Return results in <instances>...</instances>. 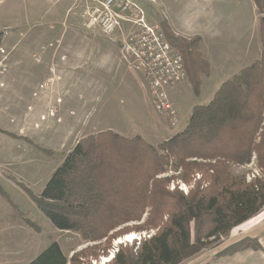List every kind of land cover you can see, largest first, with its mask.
<instances>
[{
    "label": "rangeland",
    "instance_id": "obj_1",
    "mask_svg": "<svg viewBox=\"0 0 264 264\" xmlns=\"http://www.w3.org/2000/svg\"><path fill=\"white\" fill-rule=\"evenodd\" d=\"M75 1L0 0V264H30L53 243L59 244L69 260L112 264L109 257L118 238L151 232L136 230L139 224L132 223L127 234L87 243L77 233L56 229L26 189L40 196L65 157L87 136L112 130L126 138L140 136L155 145L163 142L165 134L174 137L182 132L193 107L208 105L220 83L236 68L233 46L241 47L250 36L254 50L261 42L264 15L254 1L238 0L242 10L237 3L228 4L232 18L239 10L246 15L238 17L236 25L231 20L217 26L220 38L208 36L205 43L212 52L214 73L203 77L199 95L187 76L168 88L179 120L173 128L157 112L135 59L123 55L121 38L111 39L84 27L83 9ZM143 4L150 24H159L170 13L164 5ZM244 23L242 40L237 43L234 38ZM90 43L92 67L84 63L89 59ZM232 173L249 179L259 177L261 170L255 160L248 166L233 167ZM169 176L175 178L170 190L186 184L178 173L162 178ZM186 185L191 191L195 180Z\"/></svg>",
    "mask_w": 264,
    "mask_h": 264
},
{
    "label": "trees",
    "instance_id": "obj_2",
    "mask_svg": "<svg viewBox=\"0 0 264 264\" xmlns=\"http://www.w3.org/2000/svg\"><path fill=\"white\" fill-rule=\"evenodd\" d=\"M264 15V0H254ZM167 41L183 56L197 95L211 73L202 39L175 35L160 24ZM261 58L221 85L208 105L193 109L188 126L158 146L108 130L82 138L56 169L40 196L27 194L54 227L79 234L87 243L131 232L156 231L136 246H120L112 264H182L219 243L264 210V16ZM257 161L261 175L248 182L233 167ZM178 173L191 184L186 195L170 190ZM199 177V179H197ZM253 249L244 238L220 256ZM81 264L53 243L30 264ZM91 264V263H87Z\"/></svg>",
    "mask_w": 264,
    "mask_h": 264
},
{
    "label": "built area",
    "instance_id": "obj_3",
    "mask_svg": "<svg viewBox=\"0 0 264 264\" xmlns=\"http://www.w3.org/2000/svg\"><path fill=\"white\" fill-rule=\"evenodd\" d=\"M144 1L156 3L155 0H76L75 6L83 9L84 27L98 30L111 39L121 38L123 55L135 59L136 69L144 74L157 112L174 128L178 124V113L168 88L184 81L187 71L183 56L167 41L161 25L147 21ZM254 178L250 177L248 182ZM179 190L187 195L190 188L181 184ZM155 234V231L135 234L132 240L127 236L118 238L110 255H116L121 245L138 248L143 240Z\"/></svg>",
    "mask_w": 264,
    "mask_h": 264
},
{
    "label": "crops",
    "instance_id": "obj_4",
    "mask_svg": "<svg viewBox=\"0 0 264 264\" xmlns=\"http://www.w3.org/2000/svg\"><path fill=\"white\" fill-rule=\"evenodd\" d=\"M156 3L152 5L161 6L164 5L165 8L170 10V13H166L165 20L167 21L173 32L176 36L182 37L185 39H190L192 37H200L202 39L201 51L205 59L211 64V73H214L213 70V59L211 49L207 48L205 43L208 40V36L212 35L214 39H218L221 36L216 34L217 26H224L230 23L233 20V24L238 23V17L243 19L245 12L241 11V5L238 0H155ZM254 1V0H253ZM237 3L240 6L238 14L235 13L234 18H232L230 12H228V4L233 5ZM217 7H214V5ZM252 2L250 3V5ZM210 7L214 8V12H210ZM223 7L227 8V11L224 12ZM187 11V12H186ZM186 13V14H185ZM246 15V14H245ZM176 16V17H175ZM178 18V19H177ZM246 18L244 19V22ZM241 23V21H240ZM158 24V22H156ZM202 25V28L200 27ZM246 27L239 29L237 32L238 38L235 37L234 41L239 43L242 40L241 32ZM222 32L225 33L226 30L222 28ZM218 37V38H217ZM254 38L250 36L249 41H245L246 44L241 47L232 48L233 52H236L232 59L234 63H237L236 68L229 73L228 78L220 83L221 85L237 75L243 69L249 67L253 63L257 62L262 55V45L261 42L256 44L254 50ZM239 44H237L238 46ZM91 46V43H90ZM92 46L90 50L89 59L85 60L84 63L92 67L94 64L92 58ZM70 51H74L70 49ZM57 52L59 53L58 49ZM88 55L85 57L87 58ZM238 66V67H237ZM211 76V74H210ZM209 76V77H210ZM220 85V87H221ZM219 87V88H220ZM216 89L210 99L214 98L215 94L219 90ZM211 99V101H212ZM196 106L193 107V109ZM192 109V111H193ZM179 121V120H178ZM189 124V123H188ZM188 126V125H187ZM186 126V127H187ZM185 127V128H186ZM112 131V130H111ZM173 138L169 134L164 135L163 142H166ZM148 142V141H147ZM161 143L155 144L158 146ZM244 238H253L257 239L261 245V250L248 249L241 252H238L229 256H220V254L226 250L228 247L234 243L244 239ZM182 264H264V210L260 212L256 217L249 220L248 222L242 224L241 226L233 229L228 236L223 238L219 243L214 246L203 250L198 255L193 258L183 262Z\"/></svg>",
    "mask_w": 264,
    "mask_h": 264
},
{
    "label": "bare ground",
    "instance_id": "obj_5",
    "mask_svg": "<svg viewBox=\"0 0 264 264\" xmlns=\"http://www.w3.org/2000/svg\"><path fill=\"white\" fill-rule=\"evenodd\" d=\"M134 235H135V233H134V234L132 233V234L127 235V237H128V239H129V237H132V239H133V238H135ZM132 239H131V240H132ZM126 241H127V240H126ZM127 242H128V241H127ZM105 259H106V258H105ZM105 263H107V262H105Z\"/></svg>",
    "mask_w": 264,
    "mask_h": 264
},
{
    "label": "clouds",
    "instance_id": "obj_6",
    "mask_svg": "<svg viewBox=\"0 0 264 264\" xmlns=\"http://www.w3.org/2000/svg\"><path fill=\"white\" fill-rule=\"evenodd\" d=\"M115 256H116V255H112V256H110V257H109L110 260H109L108 263H110V262L115 258Z\"/></svg>",
    "mask_w": 264,
    "mask_h": 264
},
{
    "label": "snow or ice",
    "instance_id": "obj_7",
    "mask_svg": "<svg viewBox=\"0 0 264 264\" xmlns=\"http://www.w3.org/2000/svg\"><path fill=\"white\" fill-rule=\"evenodd\" d=\"M132 239V237H129V240H131Z\"/></svg>",
    "mask_w": 264,
    "mask_h": 264
}]
</instances>
